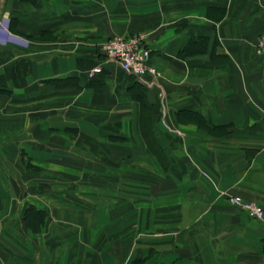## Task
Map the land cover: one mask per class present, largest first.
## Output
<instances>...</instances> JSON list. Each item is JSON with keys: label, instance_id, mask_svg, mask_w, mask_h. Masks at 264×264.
I'll list each match as a JSON object with an SVG mask.
<instances>
[{"label": "crops", "instance_id": "1", "mask_svg": "<svg viewBox=\"0 0 264 264\" xmlns=\"http://www.w3.org/2000/svg\"><path fill=\"white\" fill-rule=\"evenodd\" d=\"M263 30L264 0H0V264H264L229 203L264 213ZM136 33L158 79L100 51Z\"/></svg>", "mask_w": 264, "mask_h": 264}, {"label": "built area", "instance_id": "2", "mask_svg": "<svg viewBox=\"0 0 264 264\" xmlns=\"http://www.w3.org/2000/svg\"><path fill=\"white\" fill-rule=\"evenodd\" d=\"M100 51L107 60L113 61L122 70L136 77L149 75L158 79L161 75L160 71L150 64V49L144 33L111 36L101 43ZM256 53L264 55V30L259 35ZM98 70V68L94 69V71ZM229 203L242 210L250 218L261 219L263 217L262 207L254 201L245 200L239 196H230Z\"/></svg>", "mask_w": 264, "mask_h": 264}, {"label": "trees", "instance_id": "3", "mask_svg": "<svg viewBox=\"0 0 264 264\" xmlns=\"http://www.w3.org/2000/svg\"><path fill=\"white\" fill-rule=\"evenodd\" d=\"M29 210H30V212H29ZM28 213L30 214V215H32V214H36V215H38V216H36V217H38V219H39V215H40V213L39 212H35V210L33 209V208H29V209H26L25 210V213H24V215H23V221H24V223H26L27 224V217H29V215H28ZM42 217V216H41Z\"/></svg>", "mask_w": 264, "mask_h": 264}]
</instances>
